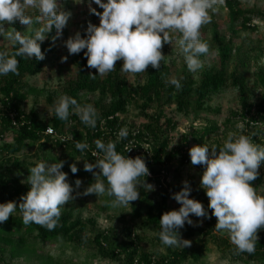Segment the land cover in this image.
Returning <instances> with one entry per match:
<instances>
[{
    "label": "trees",
    "instance_id": "1",
    "mask_svg": "<svg viewBox=\"0 0 264 264\" xmlns=\"http://www.w3.org/2000/svg\"><path fill=\"white\" fill-rule=\"evenodd\" d=\"M102 2H106L103 0ZM224 6L227 12L228 33L220 35L219 23L215 13H210L212 20L211 26V42L203 40L209 45V50L217 49L216 66L204 69L200 74V79L195 81L192 75L184 69L182 71L179 82L181 88L179 90L168 82L171 75V69L161 64L160 69L154 70L151 67L144 73L145 81L134 87H129L126 82L119 77L116 71L110 72L104 79H100L98 74L87 67V59L84 51L76 55H71L75 62V78L68 81L65 88L60 91V95H68L77 100L81 105L92 104L98 112L97 125L90 128L83 124L79 117L72 112L70 108V116L67 121L60 120L54 110L48 122L42 121L32 110L28 114L22 110V105L28 97L46 95L44 89H39L32 85L24 83L28 77L39 75L44 64L53 53L50 35L41 43V51L45 58L37 61L34 57L29 59L24 56L17 57L19 61V75L9 73L0 75V204L15 201L17 205L22 201L20 198L27 193L29 185L21 183L15 175L18 174L27 180L29 170L36 166L32 162H28L25 158L17 157L24 150L35 147L36 159L39 162L51 163L63 161L64 166L61 169L67 174L68 183L74 188L73 195L81 191V188H87L91 184V178L88 172L84 171V166L76 167L78 172L73 174L70 171V165L75 164V158L79 157L85 161L95 163L97 157L93 156L96 149L95 141L101 140L107 144L109 141L116 143V151L129 158L135 156L143 157L149 169L150 175L145 177V182L155 187L159 201L153 203L150 196L145 192V187H139L140 198L137 201L130 202V215L134 219H140L141 223L146 227L152 228L158 234L160 231V217L164 212L170 211L169 202L174 201L172 195L179 192L183 186H171L165 183L167 169L175 159L180 156L185 159L182 154L184 145L193 143L195 146L206 145V140L219 131L216 121L205 120L204 126L193 129L188 135H185L178 149H169L170 139L168 133L175 129V124L171 119H166L162 112L157 115L145 117L149 120L147 124L134 131H128L126 139H118V133L124 124L120 121V115L125 114L127 107L134 102H141V109L145 111L152 103H160L165 99L166 102L175 104L176 113H185L190 107L196 111L205 109L210 102L211 97L227 90L229 86L236 89L240 100V113L231 114V118L235 116L251 129L253 134L239 132V134L250 137L254 143L264 146V64L256 69V79L262 88L259 102L251 104L248 102V89L245 81L237 71L227 74V64L234 54L236 58L240 56L239 51L233 48L235 37L239 31L255 30L258 22L264 21V10L256 12L245 11L236 0H225ZM98 12H102L98 6L94 7ZM64 11H68L67 7ZM36 13L33 17L32 28H36L38 23ZM99 18L90 13L85 15L79 27V33L82 38L85 37V31L88 23L98 26ZM17 31H22V24L17 22L12 25ZM56 29L53 27L51 34ZM31 36V35H27ZM19 45L11 46L10 55L18 49ZM0 52H5L0 43ZM202 55L199 58H203ZM242 61L241 58L238 59ZM117 64V63H116ZM97 75L94 79L89 74ZM98 93V100L91 103L85 100L86 96ZM108 100V105L105 102ZM46 101L52 104V99L47 95ZM163 119V123L160 121ZM225 126L231 125L230 120L223 122ZM47 127L53 129L58 136L68 137V141L61 143L57 138L44 136ZM11 134L12 141L6 143L2 140L4 134ZM251 134V135H250ZM261 135V140L257 136ZM81 141L89 145L88 149L83 152L75 147V142ZM131 145V147H130ZM132 148L126 152L125 147ZM223 145H216L218 150ZM144 147L146 149L143 151ZM61 150L64 154L60 157L50 155L54 150ZM102 156L103 154L100 153ZM81 180L80 188L76 189L75 180ZM101 179H104L101 177ZM143 177L141 181H143ZM261 178L252 182V186L256 187L260 184ZM105 184L107 181L105 180ZM257 184V185H256ZM201 193L191 190L190 199L198 201ZM113 197H107V201H111ZM202 203V202H201ZM203 205L206 201L203 199ZM108 203L103 207L109 209ZM211 217V210L206 209ZM216 219L211 217L205 219V227H189L187 225L182 228L186 239L195 236L211 235L215 230ZM96 222L93 219L72 220V215L67 211H63L60 216L58 226L49 231L44 227L29 223H23L22 213L19 208L9 217L8 221L0 224V254H7L10 260L20 258L34 257L38 251L39 245L69 243L74 247L90 246L97 253L98 257L103 259L116 260L122 257L123 264H182L191 260L198 262L202 252L205 249L204 242L200 243L197 250L188 248L175 249L164 245L159 236L156 239V245L162 246L166 250V255L159 258H152L147 253H140L138 247L139 238L136 237L131 229L123 228L127 240L118 245H114L109 231H95ZM209 229V230H206ZM181 230V229H180ZM259 233V232H258ZM91 234L92 237L89 235ZM256 250L254 254L237 253L235 250L232 255L234 259L240 260L244 264L259 263L264 259V238L258 235ZM114 245V246H113ZM43 264H58L51 257H47V261Z\"/></svg>",
    "mask_w": 264,
    "mask_h": 264
},
{
    "label": "clouds",
    "instance_id": "2",
    "mask_svg": "<svg viewBox=\"0 0 264 264\" xmlns=\"http://www.w3.org/2000/svg\"><path fill=\"white\" fill-rule=\"evenodd\" d=\"M91 3L103 10L98 12L89 6L90 13L99 18V25L88 23L84 38L79 32L69 37L64 43L68 54L76 55L86 50L87 67L95 69L101 77L116 71V63L122 61L120 72L134 78L147 72L149 67L158 71L161 62L167 58L162 52L164 45H172L174 41L184 55L189 71L201 70L204 61L199 57L209 54V45L201 39V29L211 23L210 13H215L225 0H91ZM30 8L38 11L37 21L45 22L34 36L24 35L12 27L17 22L27 28L32 25L33 18L26 14ZM70 18L71 13L63 10L61 0H0V36L6 37L13 46L19 45L11 55L0 52V75H19L17 57L43 60L41 43L47 39L46 34L54 27L57 33L52 38L54 42ZM66 60L67 57L61 58V62ZM89 76L94 79L97 75L90 73ZM168 82L177 90L181 88L176 78ZM70 108L83 124L96 127L98 112L94 106L81 105L68 95L58 99L55 115L67 121ZM238 127L243 129L242 124ZM127 136V128H121L118 139ZM95 146L99 150L92 153L97 157L95 163H84V171L92 173L95 183L83 193L73 195L74 188L68 183L67 174L61 171L63 161L39 162L29 170L27 184L30 187L20 198L22 202L19 205L15 201L0 204V224L7 222L19 208L25 225L35 223L52 231L58 226L62 208L79 195L113 197L106 203L116 208L137 201L141 185L154 191V186L145 182L150 172L143 157L129 158L118 153L113 141L105 144L96 140ZM75 147L83 152L89 145L77 141ZM131 149L125 147L126 152ZM189 157L193 166H203L200 187L208 199L211 217L216 219L214 229L228 233L238 254H254L258 232L264 229V193L258 192L252 182L258 178L264 164V146L254 143L246 135L229 132L218 152L215 148L210 151L206 145L193 146L189 149ZM69 167L73 174L78 172L75 164ZM81 183V180H75L76 189ZM182 184V189L171 197L181 206L161 215L158 236L164 245L184 249L191 247L192 242L182 239L179 230L186 223L199 226L193 225L189 217H211L201 202L189 198V183L183 181Z\"/></svg>",
    "mask_w": 264,
    "mask_h": 264
},
{
    "label": "rangeland",
    "instance_id": "3",
    "mask_svg": "<svg viewBox=\"0 0 264 264\" xmlns=\"http://www.w3.org/2000/svg\"><path fill=\"white\" fill-rule=\"evenodd\" d=\"M61 2L63 10L67 7L68 12L71 13V18L69 19L67 26L62 30V34L59 38L55 39L54 42L52 38L57 36L56 31L52 34L51 32L46 34L50 35L53 53L48 56L44 64V68L39 75L28 77L24 80V83H27L28 85L44 89L46 95L28 97L22 105V110L26 114L33 110L37 114L38 118L45 122H48L51 118L52 111L54 110L58 99L61 97L60 91L65 88L68 81L74 80L75 78V62L71 58V55L68 54L64 43L69 37L79 32L80 24L82 23L85 15L89 12V6L91 8L97 6L94 3H91V0H83V2L80 3L79 0H61ZM236 2L245 11L256 12L258 10H264V0H236ZM36 13H38V11L31 8L27 9L26 12V14L32 18H34L33 16ZM216 17L219 23L220 35H226L229 31V23L227 21V12L224 4L218 6ZM44 23V21H38L36 28H32V25L28 28L27 26L22 25L21 32L24 35L34 36L35 31L40 27H43ZM201 38L211 42L210 23L201 29ZM0 43L2 44L5 52L10 51L12 43L6 37L0 36ZM233 48L236 49V51H239L240 56L236 58L234 54L232 55V58L226 67L227 74L230 75L233 71H237L239 73L245 81L248 89V102L255 105L259 102L260 95L262 93V88L256 79L255 73L256 69L264 64V21L258 22V27L255 30L239 31L238 35L235 37ZM162 52L165 56H167V58L165 61H162L161 64L168 66L171 69V75L168 78V81L171 78L179 80L184 69L192 75L195 81H198L200 79V74L204 69L216 66L218 63L217 49L215 47L209 50L208 55L200 58L204 61V67L196 72L189 71L184 55L180 52L175 41L172 45H164ZM62 57H67L66 62H61ZM239 58H241L242 61H239ZM121 66L122 61H118L116 64V70L119 77L122 78L129 87H134L144 83V73L136 75L133 78L129 74L120 72ZM93 71L96 72L95 69H93ZM105 77L106 76H99L101 80ZM47 95L51 97L52 104H49V102L46 101ZM98 98V93H96L86 96L85 100L93 103L94 101H97ZM105 105H108V100L105 102ZM240 109L238 91L229 86L226 91L212 96L210 102L205 106V109L201 111H196L190 107L185 113H176L175 104L172 101L166 102L165 99L161 100L160 103H152L148 109L142 111L141 102L137 101L127 107L125 114L120 115V121L124 124L128 131L134 132L138 130L141 125L149 122L145 115L152 117L157 115V113L162 112L166 119H171L175 124V129L168 133V137L170 139L169 149H178L181 144L184 145L182 143L184 136L188 135L193 129L203 127L205 125V120L216 121L219 131L216 134L211 135L206 140V146H208L211 151L216 145H223L229 132L238 134L240 131H243V133L246 131L247 133L251 132V134H253V131L246 128L239 118H236L235 116L231 118V114L240 113ZM226 120H230L231 125L225 126L223 122ZM160 123H163V119H161ZM241 124L243 125V129L238 127V125ZM261 138V135L257 136V139L261 140ZM2 140L6 143H10L12 141L11 134H4ZM193 146H195L193 143H189L186 146L184 145L182 154L185 156V159L178 156L175 161L171 163L167 169L165 183L177 187L183 186L182 182L187 181L193 192L199 191L201 193L200 196H197V199L202 203L204 199L206 201L204 207L207 209L208 199L205 191L200 187V178L204 170L203 166H193L190 162L189 149ZM145 149L146 147H144L143 151ZM36 152V148L33 147L24 150L17 157L25 158L28 162H32L36 165L40 161L36 159ZM62 154H64L63 151L56 149L52 151L50 155H54L58 158ZM88 162L92 163L90 161L80 159L79 157L75 158V165L78 167L84 166V163ZM47 163L50 164L51 162L48 161ZM93 171L98 172V169H94ZM15 176L18 177L21 183L27 182V180H25L22 176L18 174ZM88 176L91 178V184L95 183L92 173L88 172ZM259 177L261 178V182L257 186V191L264 193V164H262L259 169ZM85 189L86 188L84 187L81 188L79 193H83ZM144 189L150 196L153 203L159 201L155 187L154 191H148L146 188ZM107 197V195L95 196L94 194L87 196L79 195L74 201L65 205L62 208L61 213L63 211H67L72 215V220L93 219L96 222L95 231H109V235L112 237L114 245H118L127 240L122 232L123 228L131 229L134 235L139 238L138 250L140 253H147L152 258L165 256L166 250L162 246L156 245V239L158 238L156 231L150 227H145L143 223H141L140 219H134L130 215V206H121L116 208L109 206V209H104L103 207L106 204ZM169 204L170 211L178 210L181 206L175 200L169 202ZM189 218L193 221V225L198 224L199 226H190L187 223L185 225L198 228L205 227L204 218H197L195 216H190ZM179 231L182 239L192 242L189 249L197 250L198 246L202 242H204L205 245V249L198 262L188 260L182 264H244L240 260H237L236 258L234 259L232 253L236 250V247L231 243L228 233L212 230L211 235L209 236H206L204 233L203 235L186 239L182 229ZM258 235H262L264 238V229H261ZM89 236L92 237L91 234ZM174 248L182 249L181 247ZM36 253L37 254L34 257L15 260H10L7 254H0V264H43L47 261V257H51L54 262L58 261V264H123L122 257L116 260L103 259L98 257L97 253H95L94 249L90 246L78 248L69 243L62 242L39 245ZM251 264H264V259L262 262H255Z\"/></svg>",
    "mask_w": 264,
    "mask_h": 264
},
{
    "label": "built area",
    "instance_id": "4",
    "mask_svg": "<svg viewBox=\"0 0 264 264\" xmlns=\"http://www.w3.org/2000/svg\"><path fill=\"white\" fill-rule=\"evenodd\" d=\"M47 129H51L52 131H48ZM44 136H48V137H51V138H57L60 140V142L63 144L65 143L66 141H68V137H65V136H58L56 135V133L53 131L52 128L50 127H47L44 131Z\"/></svg>",
    "mask_w": 264,
    "mask_h": 264
}]
</instances>
